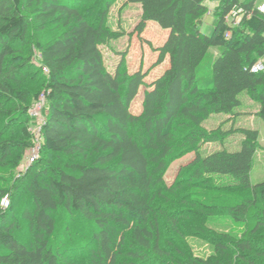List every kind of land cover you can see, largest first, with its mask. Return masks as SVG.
Instances as JSON below:
<instances>
[{
  "label": "trees",
  "instance_id": "obj_1",
  "mask_svg": "<svg viewBox=\"0 0 264 264\" xmlns=\"http://www.w3.org/2000/svg\"><path fill=\"white\" fill-rule=\"evenodd\" d=\"M116 1L0 0V168L8 170L0 202L9 198L0 206V264H264V241L254 245L264 229V182H250L257 132L240 130L237 151L200 154L224 135L203 123L235 117L242 93L264 122V71H250L264 61V0H214L208 36V0H123L140 8L136 36L147 23L166 36L150 46L156 57L146 71L129 72L121 53L110 72L102 47L120 37L106 23ZM212 48L211 84L200 87L197 71ZM40 95L39 159L13 175L32 146L28 109ZM188 154L168 186L169 166ZM212 176L250 191L227 210L248 234L205 227L219 207L196 198L213 200L202 192ZM189 232L230 244L217 247L215 261L184 257Z\"/></svg>",
  "mask_w": 264,
  "mask_h": 264
},
{
  "label": "rangeland",
  "instance_id": "obj_2",
  "mask_svg": "<svg viewBox=\"0 0 264 264\" xmlns=\"http://www.w3.org/2000/svg\"><path fill=\"white\" fill-rule=\"evenodd\" d=\"M206 5L208 7V13L204 17L201 31L203 34L208 36L212 33L213 26L215 24V18L213 16L215 1L208 0ZM140 18L141 11L139 6L136 4L124 5L123 0H118L110 8L106 23L114 33L120 36L117 40L109 42V45L102 47L105 64L110 72H113L116 65L119 63L121 59V53H123L125 56V61L129 72L138 70L140 67L142 70L146 71L155 61L156 54L151 50L150 46L154 48L158 47L164 41L166 32L161 30L154 23H147L142 34L139 37L136 36L134 30L139 23ZM218 52V48L210 49L198 68L197 79L198 85L200 87L210 86L211 65L213 64ZM33 64L34 66L38 67L37 62V65L35 62ZM157 70L159 69L150 72L148 75V80L159 73ZM140 99L141 93L132 105V113L137 114L139 112ZM239 100L240 106L237 108L238 112L235 117L231 118L229 116L214 115L209 117V119L203 123L202 127L207 132H212L219 129L224 135L221 144L205 143L202 145L200 148V154L205 156L221 149H225L229 152L237 151L240 142L243 139L240 130L256 131L258 148L255 153L252 170L250 172V182L252 185H256L264 182V122L256 115L258 108L257 104L252 99H250L246 93H242L239 96ZM33 103L30 105V107L33 105ZM30 151L31 149L24 151L20 163L15 169L13 175L15 172V175H19L18 173L23 171V167L27 161L30 160ZM192 157L193 154H188L181 159L175 160L169 166L164 175V181L168 186L173 182L178 168L189 162ZM7 171L8 170L6 167L0 168L1 175H6ZM212 187H215L217 191L212 190ZM184 191L193 192L195 190L188 187ZM196 191L199 192L201 189ZM202 192L206 193V195L213 196V198H211L213 200H210V198L206 197L201 198L198 195V198H196L198 202L207 203L209 205H217L219 207V210H217L213 218L205 222V227L208 230L217 233L229 234L231 236H241L244 231H246V234H248L249 230H245L244 225L233 222L231 218L227 216V210L230 206L235 204V201H242L250 198L251 193L249 190L237 189L236 184L229 177L212 176L211 186L206 189H202ZM253 215L254 211L250 210L248 215L249 218H252ZM255 237L256 242H254V245H258L260 242L264 241V229L260 230L259 234H256ZM224 242L230 244L228 239L221 241V238H218L217 240L211 239L209 237L203 238L197 236L195 233L189 232L184 243H182L184 244V248H181L183 250L182 253L184 254V257L190 255L192 257L215 261L220 258V253L217 247H219ZM225 246L227 247L226 244ZM228 259H231L230 263H236L232 256Z\"/></svg>",
  "mask_w": 264,
  "mask_h": 264
},
{
  "label": "built area",
  "instance_id": "obj_3",
  "mask_svg": "<svg viewBox=\"0 0 264 264\" xmlns=\"http://www.w3.org/2000/svg\"><path fill=\"white\" fill-rule=\"evenodd\" d=\"M257 10L259 13L264 15V1H262L258 5ZM250 71L252 73L263 72L264 63L262 61L257 62L250 68ZM44 109L45 98L43 97V95H40L37 100L34 101L33 105L28 109V116L30 118L29 131L32 136V146L30 148V160L27 161V163L23 167V171H25V169H27L32 163H34L39 158V151L41 145L40 130L41 126L44 124L45 121ZM0 206L2 209H7L9 207V198L7 196H4L2 198Z\"/></svg>",
  "mask_w": 264,
  "mask_h": 264
},
{
  "label": "crops",
  "instance_id": "obj_4",
  "mask_svg": "<svg viewBox=\"0 0 264 264\" xmlns=\"http://www.w3.org/2000/svg\"><path fill=\"white\" fill-rule=\"evenodd\" d=\"M257 110H258V108H257ZM235 112H236V113L238 112V111H237V109H236V111H235ZM213 116H214V115H213ZM223 116H224V115H223Z\"/></svg>",
  "mask_w": 264,
  "mask_h": 264
}]
</instances>
